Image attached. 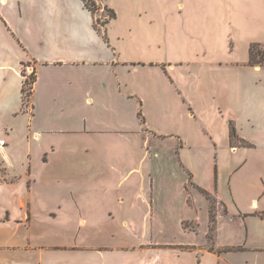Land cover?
Listing matches in <instances>:
<instances>
[{
  "label": "crops",
  "instance_id": "1",
  "mask_svg": "<svg viewBox=\"0 0 264 264\" xmlns=\"http://www.w3.org/2000/svg\"><path fill=\"white\" fill-rule=\"evenodd\" d=\"M105 3L117 13L107 24L109 42L95 29L94 16L83 0H0V139L6 141L0 147V187L10 189L19 178L34 176L28 139L34 132L38 134L36 142L44 136L28 128L24 151L14 129L4 127L3 120L28 114L32 122L40 112H47L62 121L63 134L82 131L84 116L79 102L87 72L97 78L98 90L109 99L128 104L136 98V114L145 131L179 138L181 147H189L191 178L199 187L214 192L227 206L228 214L218 223L212 248H197L182 255L157 253L145 262L137 255L128 258V217L111 219L106 229L111 237L125 236L116 242L102 238L101 229L85 218H76L63 226L67 239L60 243L30 237L14 242V250L18 249L15 263L264 264V65L249 63L251 44H264L260 24L240 15L220 20L208 15L209 24L201 22L200 29L191 32L188 53L179 50L173 59L131 58L128 40L137 47L140 38L128 31V23L143 21L151 27L166 19L172 8L193 7L206 12L209 7L200 0ZM187 37L181 33L180 41ZM31 65L36 80L26 107L23 88ZM178 68L182 76L176 73ZM152 90L158 96L156 110L178 122L177 128L161 129L149 122V106L146 109L145 104H149L147 96ZM145 91L147 96L141 93ZM231 121L238 136L252 146L232 145ZM186 123L188 130L184 131L181 127ZM55 146L49 148L51 156ZM16 160L22 172L15 170ZM123 180L128 181V172ZM9 195L10 208L20 211L16 228L29 225L30 199L12 192ZM6 214L9 219L11 210ZM3 225L2 216L0 232ZM5 244L1 237L0 264H5Z\"/></svg>",
  "mask_w": 264,
  "mask_h": 264
},
{
  "label": "rangeland",
  "instance_id": "2",
  "mask_svg": "<svg viewBox=\"0 0 264 264\" xmlns=\"http://www.w3.org/2000/svg\"><path fill=\"white\" fill-rule=\"evenodd\" d=\"M200 1L207 3L209 11L175 7L166 19L151 27L143 21L128 23V31L140 38L137 47H132L128 40V57L173 59L177 58L179 50L188 53L191 32L200 29L201 22L209 24L208 15L218 20L240 15L255 20L264 31V0ZM97 2L101 9L96 16L102 19L108 14L104 8L106 3L105 0ZM181 33L188 34L183 41H180ZM34 70L31 65L28 81L32 80ZM176 73L182 76V69L178 68ZM96 79L93 74L84 72V95L79 102L84 116L82 131L63 134L62 121L47 112H40L32 122L28 114L3 120L4 127L14 129L15 138L24 151L27 150L25 131L28 128L44 134L37 142L35 132L28 139L34 176L19 178L10 189L0 187L3 200L0 218L4 217L0 238L6 241L5 264H17L18 257L14 254L18 249L14 250V242L30 237L60 243L67 239L63 226L76 218H85L101 229L102 238L116 242L123 241V233V237H111L106 229L111 219L119 221L121 216L128 217V258L137 255L143 262L157 253L182 255L197 248L210 249L214 244L218 223L222 215L228 214L227 206L214 192L207 190L209 195L201 192L191 178L189 147L186 144L181 147L179 138L145 131L136 114L139 107L136 98L128 100V104L114 97L109 99L98 90ZM57 85L59 89L60 83ZM30 86V82L25 84L26 101ZM141 93L148 94L147 91ZM147 98L149 122L161 129L180 125L158 113L156 91H149ZM26 105H30V100ZM181 129L187 131L188 124H183ZM49 144L58 145L52 156ZM16 162L18 169L15 170L22 172L19 160ZM127 172L128 181L123 180ZM10 192L30 199L29 225L16 228L15 219L20 211L10 208ZM8 210L11 214L6 219Z\"/></svg>",
  "mask_w": 264,
  "mask_h": 264
},
{
  "label": "trees",
  "instance_id": "3",
  "mask_svg": "<svg viewBox=\"0 0 264 264\" xmlns=\"http://www.w3.org/2000/svg\"><path fill=\"white\" fill-rule=\"evenodd\" d=\"M85 3V6L92 12L93 16H94V27L95 29L103 36V38L109 42V38H108V33H107V24L117 16L116 11L109 7L107 4H105V9L108 11V14L104 17V18H99L97 17V12L99 11V9H101V7L98 5L97 0H91V2H89V0H83ZM264 46V44L262 43H252L250 46V59H249V63L251 65H264V50L262 49ZM34 75H32L31 77V81L26 80L25 84H27L28 82H30L31 86L30 89L28 91V101H26V98H23L24 101V106H27L26 104L29 102V97L31 95L32 92V88H33V83L36 80V74H35V70L33 71ZM25 85L23 88V93L25 94ZM230 138H231V143L232 145H237V146H252L253 144L241 139L236 131V126L234 124L233 121H231L230 123ZM200 191L205 193L206 195H209L210 193L202 188L199 187Z\"/></svg>",
  "mask_w": 264,
  "mask_h": 264
},
{
  "label": "built area",
  "instance_id": "4",
  "mask_svg": "<svg viewBox=\"0 0 264 264\" xmlns=\"http://www.w3.org/2000/svg\"><path fill=\"white\" fill-rule=\"evenodd\" d=\"M5 145V140L0 139V147Z\"/></svg>",
  "mask_w": 264,
  "mask_h": 264
}]
</instances>
